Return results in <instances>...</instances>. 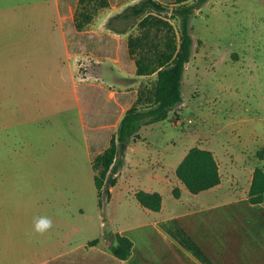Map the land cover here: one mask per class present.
Segmentation results:
<instances>
[{
  "label": "rangeland",
  "instance_id": "rangeland-1",
  "mask_svg": "<svg viewBox=\"0 0 264 264\" xmlns=\"http://www.w3.org/2000/svg\"><path fill=\"white\" fill-rule=\"evenodd\" d=\"M109 1L91 8L77 32V0H0V263L26 244L40 249L43 236L62 241L60 250L77 249L80 264L96 240L88 253L101 257L119 232L135 236L153 217L135 192L153 189L165 210L174 205L168 191L177 188L176 169L194 147L213 154L224 178L234 171L246 183L256 168L264 171V0H208L190 19L182 103L124 145L117 187L99 203L92 160L136 98L139 107L150 105L156 80L136 76L127 52L139 19L122 34L107 27L111 16L140 0ZM158 1L177 31L172 0ZM96 87L108 95L100 100ZM90 121L102 132L87 137L88 155L82 124ZM39 216L52 221L44 235L32 232Z\"/></svg>",
  "mask_w": 264,
  "mask_h": 264
},
{
  "label": "trees",
  "instance_id": "trees-1",
  "mask_svg": "<svg viewBox=\"0 0 264 264\" xmlns=\"http://www.w3.org/2000/svg\"><path fill=\"white\" fill-rule=\"evenodd\" d=\"M207 2L208 0H172L173 7L170 11L178 23L177 31L168 18L161 16L168 6L158 0H140L108 19L107 27L121 34L127 32L130 20L139 19V34L127 39V52L133 60L136 76L156 75V80L150 105L139 107V98H136L133 105L120 117L106 148L92 160L94 185L98 190L100 204L104 196L109 200L110 189L116 184L119 170L123 166L121 144L127 145L132 139L139 138L138 131L143 125L165 120L182 103L183 74L191 59L193 45L190 19L194 11ZM109 6V0H77L78 11L73 16L75 30L80 32L89 23L92 17L91 8ZM156 37L159 41L152 42ZM99 89L101 100L104 90L96 87L97 91ZM111 104L115 105V100ZM80 110L83 117V110ZM90 123L93 124L91 121ZM99 132H102L100 128L97 133ZM176 176L192 194L208 190L220 183L219 167L213 154L196 147L190 149L180 162ZM178 191L177 188L173 190L175 197H178ZM248 197L254 204L264 200V171L261 169L256 168L253 172ZM135 199L150 211H159L161 208L162 197L159 193L141 190L135 192ZM94 242L96 240L92 241ZM131 247V241L118 234L110 246V251L117 258L126 259L130 255Z\"/></svg>",
  "mask_w": 264,
  "mask_h": 264
},
{
  "label": "crops",
  "instance_id": "crops-1",
  "mask_svg": "<svg viewBox=\"0 0 264 264\" xmlns=\"http://www.w3.org/2000/svg\"><path fill=\"white\" fill-rule=\"evenodd\" d=\"M105 94L108 95L106 90L104 97ZM109 94L107 100L116 101V97ZM75 100L78 105L77 88ZM78 114L81 116L79 106ZM82 127L90 155L87 137L97 134L99 128H87L84 123ZM230 172L228 178L220 173L217 186L197 194L190 193L177 179L179 195L175 197L168 191L175 203L167 210L161 192L146 190L161 195V208L151 211L154 215L149 222L136 227L137 231L142 229L137 235L128 237L118 233L131 241L130 255L119 259L110 251L112 243H106L107 250H99L101 257L89 256V250L95 251L90 244L98 243L92 240L87 245L86 255L81 257V260L84 258L82 264H264V200L257 204L249 201L252 176L241 183L240 178L233 175L234 171ZM116 187L117 184L111 188L112 195ZM185 192L189 194L186 200L182 197ZM133 196L135 198V193ZM40 240V249L26 244L25 250L16 251L7 263L0 264H14L18 260L23 264H80V258L73 255L77 249L60 250L58 245L62 241L45 236Z\"/></svg>",
  "mask_w": 264,
  "mask_h": 264
},
{
  "label": "clouds",
  "instance_id": "clouds-1",
  "mask_svg": "<svg viewBox=\"0 0 264 264\" xmlns=\"http://www.w3.org/2000/svg\"><path fill=\"white\" fill-rule=\"evenodd\" d=\"M52 228V221L47 216L34 217L33 219V234L44 235Z\"/></svg>",
  "mask_w": 264,
  "mask_h": 264
},
{
  "label": "water",
  "instance_id": "water-1",
  "mask_svg": "<svg viewBox=\"0 0 264 264\" xmlns=\"http://www.w3.org/2000/svg\"><path fill=\"white\" fill-rule=\"evenodd\" d=\"M124 145H125V144H121V146H120V149H121V153L123 152V149H124Z\"/></svg>",
  "mask_w": 264,
  "mask_h": 264
}]
</instances>
